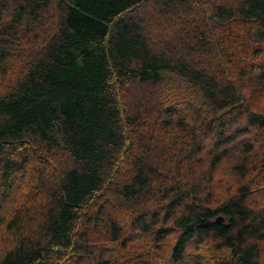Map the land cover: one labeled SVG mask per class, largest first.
<instances>
[{"label":"trees","instance_id":"trees-1","mask_svg":"<svg viewBox=\"0 0 264 264\" xmlns=\"http://www.w3.org/2000/svg\"><path fill=\"white\" fill-rule=\"evenodd\" d=\"M0 264H264V0H0Z\"/></svg>","mask_w":264,"mask_h":264},{"label":"rangeland","instance_id":"rangeland-1","mask_svg":"<svg viewBox=\"0 0 264 264\" xmlns=\"http://www.w3.org/2000/svg\"><path fill=\"white\" fill-rule=\"evenodd\" d=\"M20 184V183H19ZM18 184V185H19ZM22 185L20 184L19 186H18V188H17V190H16V192H17V194H20L21 192H22Z\"/></svg>","mask_w":264,"mask_h":264}]
</instances>
